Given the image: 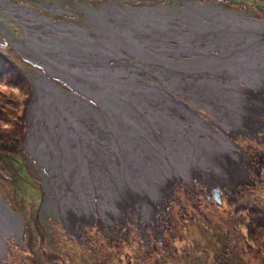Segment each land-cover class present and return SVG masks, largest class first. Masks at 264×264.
Returning a JSON list of instances; mask_svg holds the SVG:
<instances>
[{
  "label": "bare ground",
  "instance_id": "bare-ground-1",
  "mask_svg": "<svg viewBox=\"0 0 264 264\" xmlns=\"http://www.w3.org/2000/svg\"><path fill=\"white\" fill-rule=\"evenodd\" d=\"M111 13L125 33L126 42L117 41L119 45L138 60L146 55V61L165 65L145 64L159 80L141 63L121 61L123 55L113 49L112 42L93 38L73 25L43 18V40L31 30L34 50L54 58L58 64L54 71L72 79L79 91L97 100L109 114L102 115L77 96L78 102L66 96L59 102L37 86L29 146L56 171L57 182L63 183L56 182L54 206L74 232L87 222L110 232L135 213L143 230L155 228L175 184L193 185L195 175L214 187H231L248 173L244 151L234 140L240 134L258 136L256 131L264 126V24L200 5L191 6L183 15L136 11L139 24L126 13ZM168 19L180 26L169 30ZM135 24L145 25L146 31L134 30ZM56 27L70 36L59 38L53 33ZM196 27L211 31L199 32ZM147 32L154 36H143ZM138 38L161 56L149 57L151 52L142 48ZM167 39H175L178 45H168ZM45 43L55 50L45 49ZM74 47L77 51L71 53ZM167 55L189 58L173 61ZM42 78L48 89L59 94L53 82ZM42 78L36 80L37 85ZM140 82L152 86L143 90ZM177 94L192 105L184 104ZM202 107L211 113L204 116L207 119H201ZM37 134L41 138L36 139ZM15 221L10 219L6 230L0 228V256L7 250L4 237L17 236Z\"/></svg>",
  "mask_w": 264,
  "mask_h": 264
},
{
  "label": "rangeland",
  "instance_id": "rangeland-1",
  "mask_svg": "<svg viewBox=\"0 0 264 264\" xmlns=\"http://www.w3.org/2000/svg\"><path fill=\"white\" fill-rule=\"evenodd\" d=\"M197 5L264 24V0H0V199L21 229V234L15 231L16 237H4L7 250L0 256V264H264V126L256 131L258 136L240 134L234 140L246 155L249 172L245 177L224 188L214 187L198 175L192 179L194 187L186 182L176 183L158 225L145 230L135 213L110 232L94 222L84 223L80 232L72 231L54 206L58 202L56 171L33 154L29 146L37 86L59 102L64 96L78 102L74 97L77 96L109 117L97 100L76 88L72 79L54 71L53 66H58L54 58L34 50L31 30L45 39L43 18L73 25L93 38L112 42L113 49L123 55L121 61L141 63L144 70L159 80L145 64L165 65L146 61V55L138 60L119 45L117 41L126 42L125 33L108 12L126 13L139 24L136 11L183 15ZM166 22L171 31L180 26L174 19ZM132 27L143 28L144 32L147 29L141 24ZM196 28L199 32L207 29ZM61 30L64 29L56 27L53 33L59 34V38L70 36L69 31ZM207 30L206 33L211 31ZM143 36L154 35L147 32ZM138 41L151 52L152 59L161 56L153 46L139 38ZM167 43L178 45L175 39H167ZM243 44L246 46V42ZM44 47L55 50L50 43ZM74 48L71 53L77 51ZM212 52L219 54L216 50ZM167 58L179 61L189 57L167 55ZM42 76L54 83L59 94L46 87ZM40 78L43 80L37 85ZM140 83L145 85L143 90L146 85L152 86L151 82ZM43 96L47 97L46 93ZM177 97L192 105L180 94ZM200 112L201 119H207L206 114L211 116L205 107ZM157 131L161 133L160 129ZM37 135L36 139L41 138ZM43 140L47 144L46 137ZM105 146L111 150L108 144ZM49 156L55 157L52 152ZM88 165L94 171L93 163L88 161ZM64 191L68 188L64 187Z\"/></svg>",
  "mask_w": 264,
  "mask_h": 264
},
{
  "label": "water",
  "instance_id": "water-1",
  "mask_svg": "<svg viewBox=\"0 0 264 264\" xmlns=\"http://www.w3.org/2000/svg\"><path fill=\"white\" fill-rule=\"evenodd\" d=\"M76 29H78V27H75ZM222 130V129H221ZM224 134H227L226 131H224ZM237 144V143H236ZM237 146L240 148V151H242V148L237 144ZM245 155V154H244ZM244 158H246V155L244 156ZM244 163H245V159H244ZM249 172V171H248ZM193 179V177L191 178V180ZM193 182V180H192ZM189 185H192L191 183L188 182ZM192 187H194V182H193V185ZM173 195V194H172ZM4 209H5V212H4ZM10 215V213L8 212L7 208H5V205L3 204V202L1 201L0 199V228H3L4 230L5 229V226H6V223L9 222L10 219H13V216L12 215H8L7 213ZM126 220V219H125ZM124 220V221H125ZM20 225L18 224V227H17V230L19 229ZM19 232V230H18ZM18 234H21V229H20V232ZM0 243L2 244V241L0 240ZM6 244V243H5ZM5 248L7 249V244L5 245Z\"/></svg>",
  "mask_w": 264,
  "mask_h": 264
},
{
  "label": "trees",
  "instance_id": "trees-1",
  "mask_svg": "<svg viewBox=\"0 0 264 264\" xmlns=\"http://www.w3.org/2000/svg\"><path fill=\"white\" fill-rule=\"evenodd\" d=\"M0 120H1V118H0Z\"/></svg>",
  "mask_w": 264,
  "mask_h": 264
}]
</instances>
